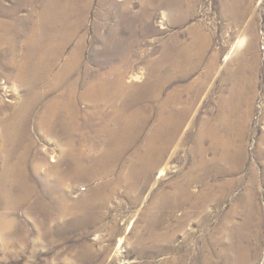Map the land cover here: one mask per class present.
<instances>
[{
  "label": "rangeland",
  "instance_id": "obj_1",
  "mask_svg": "<svg viewBox=\"0 0 264 264\" xmlns=\"http://www.w3.org/2000/svg\"><path fill=\"white\" fill-rule=\"evenodd\" d=\"M0 10V100L7 104L0 141L4 118L31 97L27 126L36 147L50 153L55 177L77 179L62 196L96 198L45 232L42 213L29 205L15 215L0 209V264H264V0H0ZM81 41L77 68L57 84ZM249 48L255 59L243 68ZM187 51L206 60L176 79ZM50 52L58 66L31 84L45 75ZM26 63L40 68L33 81ZM68 80L76 91L72 128L61 103ZM159 82L168 85L156 100L151 86ZM179 88L186 90L173 97L175 110H166ZM183 116L164 147L163 118ZM132 174L138 189L129 195ZM120 180L115 191L92 192Z\"/></svg>",
  "mask_w": 264,
  "mask_h": 264
},
{
  "label": "bare ground",
  "instance_id": "obj_2",
  "mask_svg": "<svg viewBox=\"0 0 264 264\" xmlns=\"http://www.w3.org/2000/svg\"><path fill=\"white\" fill-rule=\"evenodd\" d=\"M67 8L64 9V12ZM1 12V10H0ZM56 12V11H55ZM62 14V13H61ZM60 16V15H59ZM69 16V15H68ZM50 19V18H49ZM52 19V18H51ZM59 19V18H58ZM68 19V18H67ZM52 22V21H51ZM54 23V22H53ZM68 25V24H67ZM6 24L2 21V18H0V44L4 39L6 38V33L5 27ZM74 28V27H73ZM68 34L71 35V32L68 30ZM68 35V36H69ZM66 39V43H68L71 38ZM64 37V36H63ZM70 37V36H69ZM47 39V38H46ZM63 40V39H62ZM51 41V40H50ZM83 41V40H82ZM82 41L78 45V49L75 51V57L72 58L66 67H64L63 70H61V75L59 73L57 76L54 78L53 81H57V84L60 82L59 78H62L65 76V78H69V74L72 71H75V69L78 66V58L80 57V53L82 51V46L83 44ZM53 42V41H52ZM5 43V42H2ZM49 43V42H48ZM44 45V44H43ZM54 45V44H53ZM55 46V45H54ZM62 46V45H61ZM10 47V46H9ZM39 47V46H38ZM43 47V46H42ZM41 47V49H42ZM56 47V46H55ZM58 47V46H57ZM184 47V46H183ZM254 48V47H253ZM253 48H249L247 53L244 55L243 60H242V65L243 68L245 67H251L253 65V60L255 59V56L253 54L256 52L253 50ZM39 49V48H37ZM44 49V48H43ZM255 49V48H254ZM53 50V49H52ZM51 50V51H52ZM191 51V50H190ZM44 52V50H43ZM54 52V50H53ZM53 52H50V55H47L45 57L46 61H50V58L54 57ZM180 53V52H179ZM37 54V53H35ZM47 54H49L47 52ZM62 54V53H61ZM178 54V53H177ZM40 55V54H39ZM41 57V56H40ZM28 58V57H27ZM29 59V58H28ZM219 55L215 54L207 64L208 69L206 71L205 75V80L204 82H207L210 79V76L212 72L216 69V65L218 63ZM204 60H206V55L205 54H199V55H194L193 52H185L184 54H180L178 63H179V68H180V75L178 73V76H176V79L180 77H187L190 72L196 68L198 65H200ZM45 61V62H46ZM52 61V60H51ZM50 61V62H51ZM57 59L54 58L53 61L49 65H44V69L42 74L46 71L45 75L39 79L37 82H32L31 84H41V82L44 83L43 79H47L48 75L50 72H52L57 65ZM8 62V61H7ZM10 62V61H9ZM41 62V61H40ZM60 62V61H59ZM58 62V63H59ZM14 63V62H13ZM15 64V63H14ZM43 64V63H42ZM5 65V64H4ZM40 65V64H39ZM6 66V65H5ZM16 66V65H15ZM42 66V65H41ZM22 67V66H21ZM46 67V68H45ZM75 67V68H74ZM176 67V66H175ZM22 68L27 69V80L33 81L35 80L34 74L37 73L40 68L36 66L35 64L32 63H26ZM247 69V68H246ZM245 69V70H246ZM21 70V69H20ZM19 70V71H20ZM23 70V69H22ZM196 70V69H194ZM244 71V69H243ZM21 72V71H20ZM34 72V73H33ZM182 72H185L182 74ZM176 73V72H175ZM17 74V73H16ZM23 74V73H22ZM41 74V75H42ZM36 75V74H35ZM153 76V74H152ZM15 77V76H14ZM45 77V78H44ZM150 78V77H149ZM154 78V77H153ZM152 78V79H153ZM37 79V78H36ZM76 79V78H75ZM159 79V78H158ZM175 79V80H176ZM173 80V79H172ZM24 81V80H23ZM41 81V82H40ZM46 81V80H45ZM78 81V80H77ZM152 80H150L151 82ZM154 81V80H153ZM48 82V81H47ZM66 82V81H65ZM73 81L68 80V86L69 89H67L65 95L67 94V100L65 102H61L65 104V107L67 108L68 114H66L67 123L69 124L68 126H75L76 125V118H75V112L76 110H72L74 105H72V98L74 97V94L76 93L75 89L73 88ZM155 82V81H154ZM158 82V81H157ZM62 83V82H61ZM60 83V84H61ZM149 84V83H148ZM76 85V84H75ZM168 85L167 82H162V83H154V85L151 86L152 93L154 94V98L157 100L159 98V95L161 94V91ZM49 87V85H48ZM94 85H91L88 88V94H90L93 91ZM148 89V88H146ZM150 89V90H151ZM149 90V89H148ZM185 88H179L174 95L171 96L170 102H168L166 105H169L170 107H165V109L175 110L174 105L176 104L172 103L173 97L179 96ZM87 94V95H88ZM148 95V94H147ZM38 97V96H37ZM151 97V96H150ZM39 98V97H38ZM147 98V97H146ZM174 98V99H175ZM178 98V97H177ZM180 98V97H179ZM61 99V98H60ZM39 100V99H38ZM135 100V99H134ZM68 101V102H67ZM75 101V100H74ZM23 102V101H22ZM37 101L33 100L31 97L27 99L25 102L22 104L20 103L15 107V112L13 115H10L9 117H5L4 119V126L5 128V133L1 137V143H0V161L3 163V168L0 171V209H5L7 210L10 214L9 215H15L21 208L25 207L26 205L29 208L34 209L32 212H39L42 213L41 217L43 218V222H45V228L43 232H45L48 229V224L54 221H63L68 215H71L69 213H73L71 210L76 209L77 207H86L89 204H95V199L96 198H91V196L83 199V202L77 199H67L64 198L63 191L68 187L76 183V180L69 179L67 180L64 175L63 176H58L55 177V170L57 166H52L51 169L48 168V159H49V152L45 148H38L36 147V143L34 140L31 138L30 135V130L27 125H29V118H30V111H32V106L34 103ZM40 102V101H39ZM58 102V101H57ZM193 102V101H192ZM192 102L187 101L186 103L189 105ZM180 103V102H179ZM185 103V102H184ZM194 103V102H193ZM38 104V103H37ZM56 104L59 103H53V105L49 108L48 114L44 118L43 122V127H45L47 130L52 129L54 127V124L56 122V114L54 113L55 111V106ZM76 105V104H75ZM7 104H3V102L0 100V110L2 108H5ZM57 106V107H58ZM73 106V107H72ZM61 108V106H60ZM72 108V109H71ZM184 109V108H183ZM59 110V109H58ZM61 110V109H60ZM178 110V109H177ZM189 108L187 109L188 112ZM248 110V109H247ZM147 111V110H145ZM144 111V112H145ZM143 112V113H144ZM92 113V112H91ZM73 114V115H72ZM45 115V114H44ZM87 115V114H86ZM186 115V114H185ZM137 116V115H136ZM88 117V115H87ZM86 117V118H87ZM90 117V116H89ZM171 117V116H170ZM0 118L1 115H0ZM71 121V122H69ZM74 121V122H73ZM163 129H161V142L164 144V147L168 146V143L173 140L171 139V134H173L172 128L182 129V126L186 122V117L183 116L177 120L168 118L165 119L163 118ZM72 128V127H71ZM53 130V129H52ZM133 131V130H132ZM178 133V131H176ZM215 130L210 129L209 133L213 136ZM132 134V133H131ZM176 134V133H175ZM174 134V135H175ZM219 141L222 143H225V140L222 138H218ZM262 140V139H261ZM132 141V140H131ZM153 141V140H152ZM176 142V141H175ZM216 143V142H215ZM264 143V139L262 141V144ZM130 146V145H129ZM171 146V145H170ZM231 147V146H230ZM36 148V149H35ZM218 148V147H217ZM226 148V147H225ZM128 149V148H127ZM260 155L262 158H264V144L260 148ZM216 150V149H215ZM227 150V149H224ZM224 152V151H223ZM231 152V151H230ZM117 153V152H116ZM224 154V153H223ZM225 159L228 158L229 154L226 151L225 152ZM162 156V155H161ZM53 157V156H52ZM54 157L52 158V161H56ZM235 160V159H234ZM141 161V160H140ZM148 162V161H147ZM137 166V165H136ZM130 168V167H129ZM221 168V167H220ZM217 169V168H216ZM31 170V171H30ZM58 170V169H56ZM223 171L224 168H221ZM104 172V171H103ZM102 172V173H103ZM129 174V173H128ZM149 174V173H148ZM31 175L33 177H31ZM137 175V174H136ZM144 175V174H143ZM86 177V176H85ZM84 177V178H85ZM95 175H90L89 179L87 180L88 183H92L94 180ZM136 177L134 174L131 175V177L125 181V185L127 186V191L130 194H134L136 190L138 189V186L136 182L134 183L133 179ZM93 180V181H91ZM122 180L119 182H115L114 185H111L109 189H105V187H98V188H93L92 191L93 194L95 192L99 193H105L108 190L112 188L113 191L116 190V188L119 186ZM211 185V184H210ZM72 187V186H71ZM89 190V189H88ZM133 191L131 193L130 191ZM189 190V189H188ZM91 191V190H90ZM91 192V193H92ZM110 192V191H109ZM190 192L186 195L189 197ZM138 194V193H137ZM203 194V193H202ZM89 195V194H88ZM87 195V196H88ZM106 195V194H105ZM183 195V194H182ZM34 196V200H30V198ZM212 196V195H211ZM100 197V196H99ZM136 197V195H135ZM199 197V196H198ZM204 197V196H202ZM191 198V196H190ZM105 200V198H102ZM139 199V194L137 195V198ZM204 199V198H203ZM101 200V199H99ZM180 200H184V197H181ZM108 201V200H107ZM104 203V201H101ZM181 202V201H180ZM97 203V202H96ZM105 204V203H104ZM103 204V205H104ZM96 206V205H95ZM26 207V208H28ZM91 208V207H90ZM97 208V207H96ZM99 208V207H98ZM30 210V209H29ZM103 210V209H102ZM31 212V211H30ZM74 214V213H73ZM95 215V214H94ZM93 217V216H92ZM97 218V217H96ZM101 217L98 215V220H100ZM250 232V231H249ZM258 234V233H257ZM43 235V234H42ZM155 237V236H154ZM256 237V236H255ZM248 252L246 249L243 250L242 255L247 256Z\"/></svg>",
  "mask_w": 264,
  "mask_h": 264
}]
</instances>
